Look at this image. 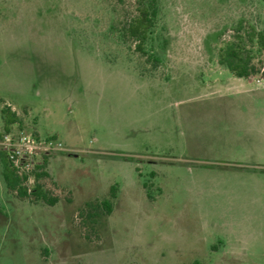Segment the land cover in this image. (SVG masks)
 Returning <instances> with one entry per match:
<instances>
[{
    "label": "rangeland",
    "instance_id": "obj_1",
    "mask_svg": "<svg viewBox=\"0 0 264 264\" xmlns=\"http://www.w3.org/2000/svg\"><path fill=\"white\" fill-rule=\"evenodd\" d=\"M156 4L142 52L136 0H0V131L8 107L64 147L55 205L8 190L0 147V264H264V75L219 62L264 2ZM114 185L111 214H82Z\"/></svg>",
    "mask_w": 264,
    "mask_h": 264
},
{
    "label": "trees",
    "instance_id": "obj_2",
    "mask_svg": "<svg viewBox=\"0 0 264 264\" xmlns=\"http://www.w3.org/2000/svg\"><path fill=\"white\" fill-rule=\"evenodd\" d=\"M262 1L264 2V0ZM136 4V15L123 23L122 31L124 36L136 41V47L140 51L145 52L143 47L155 25L157 4L156 0H136ZM219 62L239 78L249 79L261 73L264 75V29H258L247 20L241 19L232 29L229 38L223 40L219 51ZM2 112L5 118L3 131H10L12 126L19 122V117L8 107H4ZM48 155H44L30 172L35 179L31 191L27 184L29 175L20 173L11 165L5 155L6 163L3 176L8 190L17 193L21 198H29L33 202L43 201L48 205H55L58 202L57 197L50 195L41 183L44 177L49 176L47 171ZM117 187L118 185L112 186L110 199L96 204L87 203L86 207L82 209V214L86 213L85 215L89 217L98 216L99 212H103L105 215L111 214L114 209L113 199L117 196ZM193 264L201 263L195 261Z\"/></svg>",
    "mask_w": 264,
    "mask_h": 264
},
{
    "label": "built area",
    "instance_id": "obj_3",
    "mask_svg": "<svg viewBox=\"0 0 264 264\" xmlns=\"http://www.w3.org/2000/svg\"><path fill=\"white\" fill-rule=\"evenodd\" d=\"M0 147L11 165L20 173L28 174L27 184H34V176L30 174L44 155L63 150V144L57 138H41L38 134L19 128L2 131Z\"/></svg>",
    "mask_w": 264,
    "mask_h": 264
}]
</instances>
